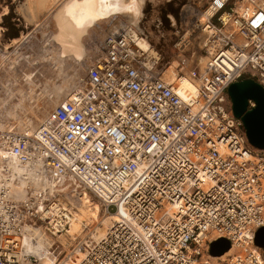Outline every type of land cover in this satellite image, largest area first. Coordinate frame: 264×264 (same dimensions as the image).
I'll use <instances>...</instances> for the list:
<instances>
[{
  "label": "built area",
  "instance_id": "1",
  "mask_svg": "<svg viewBox=\"0 0 264 264\" xmlns=\"http://www.w3.org/2000/svg\"><path fill=\"white\" fill-rule=\"evenodd\" d=\"M208 10L207 24L201 10L183 12L188 32L203 33L205 62L180 55L174 80L113 17L97 24L78 62L83 84L34 134L18 131L0 103V264H41L36 239L26 247V226L54 238V264H264L255 243L264 226V150L249 142L228 93L244 77L264 86V0H208ZM183 77L195 92L181 88ZM15 163L40 184L23 197L14 192ZM83 192L100 199L102 217L114 214L111 223L100 238L92 223L59 249L74 216L65 196ZM220 237L233 249L225 259L210 253Z\"/></svg>",
  "mask_w": 264,
  "mask_h": 264
},
{
  "label": "bare ground",
  "instance_id": "2",
  "mask_svg": "<svg viewBox=\"0 0 264 264\" xmlns=\"http://www.w3.org/2000/svg\"><path fill=\"white\" fill-rule=\"evenodd\" d=\"M147 1L155 4L158 0H25L21 5V11L27 22L29 21L31 24L41 26L42 19L47 18L50 15L54 21L55 30L49 34V40L52 41V44H50L52 52H57L58 55L56 58H51L45 55L39 58L36 64L52 61L59 71H61L64 69V66H66L68 61L78 63L85 59L88 51L86 44H84L85 42H83V38L86 34L90 33L89 31L92 27L95 28L101 21L113 17L114 19L121 18L128 23L131 33L136 37V44L142 55H145L148 59L159 58V53L156 49L151 46L146 38L139 34V31L141 30V21L145 15V4ZM8 13L9 10L7 9L6 14ZM210 15V10L202 12L199 17L201 23L207 24ZM173 22L175 23V20H173ZM207 30L208 27L206 31ZM43 51L45 52V49ZM201 59L204 61L205 56ZM178 66L179 61L175 71L171 68L168 69L167 66L164 78L167 80L178 78ZM180 82L181 88L183 89H189L193 92L197 90L195 81L191 80L189 77H183ZM12 83L13 82L9 81L10 86L8 85L6 88V96L0 98V101L4 104L3 109L5 116L7 119L16 120L18 131L26 135H32L38 128V125L46 117V115H44L41 118L40 115L43 114V109L41 107H34L29 104V101L34 99L36 88L32 89L29 87L25 92L24 89L18 88L21 94L20 97H18L16 96L17 92L14 91L15 87ZM77 84H70L69 82L61 87L57 85L52 92L55 94V98L52 97L50 104L55 107L61 102L71 100L75 95ZM14 97H18V101L12 104V99ZM13 168L20 177V180L13 184L14 192L19 196L23 197L26 194L27 187L33 185L36 188L40 187V184L37 183L36 180L31 183V180H27V177L23 176L25 173L29 174L28 177L33 174L31 171H28L26 166H20L15 163L13 164ZM52 189L53 188L49 190L52 191ZM83 193L82 196L77 194H67L65 196L68 203L74 209V216L68 231L57 236L59 240V249L71 247L76 242L77 238L84 235L85 228L92 223L95 224L94 237L96 238L103 236L106 228L111 223V216L114 214L110 212V214L107 213L104 217L99 218V210L95 207L94 202L90 200L91 198L88 196L90 193ZM26 230L28 235L26 247L28 249L31 248L29 246L28 237L35 238L36 242L34 251L40 257L41 264H54L53 256L50 251L54 244V238L46 233L45 229L41 227L26 226ZM232 252L233 249L215 259H225Z\"/></svg>",
  "mask_w": 264,
  "mask_h": 264
},
{
  "label": "rangeland",
  "instance_id": "3",
  "mask_svg": "<svg viewBox=\"0 0 264 264\" xmlns=\"http://www.w3.org/2000/svg\"><path fill=\"white\" fill-rule=\"evenodd\" d=\"M24 2L25 0H0V98L6 96L9 81L13 82L18 97L21 95L18 88L24 89V92L29 87L36 88L34 99L29 101V104L43 109V114L40 115L42 118L54 108L50 101L52 97L55 98V94L52 93L55 87L57 85L61 87L69 82L77 84L78 79L76 86L78 88L86 79V71L73 61H68L61 71L52 61L36 64L37 60L45 55L51 58L58 55L57 52H52L50 47L52 41L49 40V34L55 30L54 21L50 15L42 19L41 26L27 22L21 11ZM207 2L208 0H158L155 4H147L139 34L156 49L161 63L168 66V69L176 70L179 56L182 54L189 59L190 65L197 66L205 62L201 59L205 56L201 49L203 33L188 32L190 23L184 18L190 17L183 12L187 6L203 12ZM106 20L108 19L99 24ZM92 28L83 38L87 49L96 31L94 27ZM185 38L189 42H182ZM18 97L12 99V104L18 101ZM0 103L3 104L1 101ZM12 122L16 123V120L12 119ZM88 196L99 210V218L102 217L104 211L100 199L92 193ZM67 251L65 249L63 254Z\"/></svg>",
  "mask_w": 264,
  "mask_h": 264
},
{
  "label": "water",
  "instance_id": "4",
  "mask_svg": "<svg viewBox=\"0 0 264 264\" xmlns=\"http://www.w3.org/2000/svg\"><path fill=\"white\" fill-rule=\"evenodd\" d=\"M232 110L243 122L249 142L259 150H264V86L252 77H244L228 88ZM251 102L255 105L252 106ZM255 243L264 248V226L255 236ZM231 248V242L220 237L211 243L210 253L222 256Z\"/></svg>",
  "mask_w": 264,
  "mask_h": 264
},
{
  "label": "crops",
  "instance_id": "5",
  "mask_svg": "<svg viewBox=\"0 0 264 264\" xmlns=\"http://www.w3.org/2000/svg\"><path fill=\"white\" fill-rule=\"evenodd\" d=\"M169 1H171V0H169ZM148 3H150V2L147 1V3L145 4V8H146V6H147ZM8 85H9V83H8ZM9 86H10V85H9Z\"/></svg>",
  "mask_w": 264,
  "mask_h": 264
}]
</instances>
